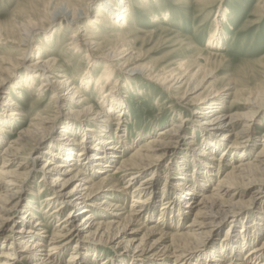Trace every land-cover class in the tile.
<instances>
[{"label":"bare ground","instance_id":"obj_1","mask_svg":"<svg viewBox=\"0 0 264 264\" xmlns=\"http://www.w3.org/2000/svg\"><path fill=\"white\" fill-rule=\"evenodd\" d=\"M125 1L32 0L20 9L19 14L29 15L18 23L19 27L10 23L0 28L1 39L18 48L14 51L18 59H10L11 65L18 60L30 61L35 51H43L42 45L38 49L33 47L43 32L42 24L51 27L60 21L75 26L62 49L74 54L85 52L83 59L87 60V67L81 71L78 84L84 92L93 91L100 98L95 106L90 105L77 83L66 73H59L63 67L55 59L40 61L37 57V61L32 60L26 67L22 65L26 73L13 89L29 90L38 78L41 81L36 88L37 98L48 92L50 98L45 108L33 115L27 129L20 130L17 138L0 149V230L9 226L0 241V264H27L30 260L32 264H59L58 255L72 243V250L79 253L71 252L64 264H78L83 250L80 264H90L98 260V250L104 248L116 254L122 248L125 253L115 260L102 259L99 264H264V200L259 202L264 194V131L259 136L260 149L249 159L257 143L254 125L256 116L264 110V98L260 101L247 96L237 104L248 111L233 113L225 101L230 96L229 90L234 92V89L209 88L206 84L211 77L210 68L197 59L182 58L161 68H128L129 59L138 50L135 41H130L136 30L128 27L129 10L124 7ZM96 5L93 17L92 9ZM107 22L119 32L116 42L109 43L107 38L98 39L87 33ZM88 25L85 35L78 34L79 29ZM219 30L217 27L210 33L209 46L221 44ZM99 60L103 62L101 71L94 76L92 69ZM134 76L177 96L186 108L194 110L191 117L182 119L177 115L175 122L155 137L144 140L142 145L137 144L145 137L144 132L135 133V139L128 141L124 128L126 103L121 90L124 87L128 92L136 90L131 83ZM2 89L0 95L4 94ZM51 108L62 113L67 121L59 138L50 141L46 150L32 159V151L47 140L45 132L51 122ZM24 116L18 102L9 98L3 101L0 145L6 142L3 135H11L9 128H14ZM198 130L202 141L197 143ZM218 134L221 137L216 139ZM180 146L185 149L177 152ZM169 156L173 159L166 177L178 170L179 179L169 187L163 186L160 218L153 222L154 174L162 158ZM115 159H119L117 165L105 171ZM39 161L43 164L38 168ZM12 162L16 163L14 168L6 170ZM188 162L191 173H186ZM153 168L150 177L141 180ZM37 173L41 174L40 182L52 191L40 186L37 195L43 191L49 194L38 208L32 198L19 217L17 211L23 196L35 195L33 190L22 192L23 186ZM122 178L127 181L124 186L118 184ZM59 184V190L53 189ZM128 195L131 200L129 210L125 211ZM100 196V200L94 201ZM258 202L260 205H256ZM52 204L56 207L46 212ZM175 207L177 226L187 219L190 221L184 231L170 233L158 225L162 222V227H168L174 223L170 215ZM39 209L44 211L41 221L37 216ZM65 209L69 210L68 215L48 230L44 220H55ZM139 216L145 219L140 222ZM240 216L243 224L236 231L238 224L233 223ZM228 217L232 219L231 225L220 240H212L211 236ZM17 224H21L19 229H15Z\"/></svg>","mask_w":264,"mask_h":264},{"label":"rangeland","instance_id":"obj_2","mask_svg":"<svg viewBox=\"0 0 264 264\" xmlns=\"http://www.w3.org/2000/svg\"><path fill=\"white\" fill-rule=\"evenodd\" d=\"M30 1L32 0H0V28L10 23L16 26L20 25L18 23H21L25 17L29 15L28 13L26 16L25 13L19 14L20 9L23 8V6L26 7L29 5ZM97 6L98 5L92 9V11L94 10L92 13L94 16L91 14L93 17L96 15ZM124 7L126 10H129L130 14H128V27H130L131 30H136V36L131 38V40L128 39L130 41H135L137 45L136 50H138L135 51L132 58L129 59L127 64L128 68L135 66L161 68L170 66L182 58L197 59L202 65L210 68L211 77L207 79L209 82L206 84L209 85V88L220 89L226 86L229 89H234V92L233 90H229L228 93H230V96L226 98L225 101V106L229 107L233 113H246L248 111L246 108L240 107L237 104L239 101V103H242V99L247 96L259 98L260 101L264 98V0H126ZM93 17L91 18L93 19ZM91 18L89 20H92ZM60 23L61 22L58 21L51 27L48 23L42 24L43 32L38 35L33 47L36 46L35 48L38 49V47L42 45L44 47L42 49L43 51H35L34 57L25 63L18 60L15 64H11L12 66L10 65V59H18V56L14 52L15 49L18 48L11 43H6L0 37V84L4 83V86L0 87L4 89H2L4 94L0 95V109L3 101L9 98L10 100L12 99L18 102L21 110H23L25 114V116L14 125V128H9L13 136L9 134L3 135L6 142L0 145V149H3L5 143H8L9 140L17 138V134L20 130L27 129V126L31 124L33 115L44 109L48 103L50 98L49 92L44 94L42 98H37L36 88L41 81L38 78L35 80L34 86L29 90H26L25 87L24 89L26 91H16L13 89V87L17 86L16 83L20 82L22 76L26 73L24 67L31 64L32 60L37 57L38 59L40 58V61L51 58L61 63L63 68L59 70V73L61 71L62 73H66L77 83V86H79L80 91L85 94L90 105L95 106L100 101L99 96L95 92H84L83 87L78 84L84 68L86 69L87 67V60L83 59L85 52L74 54L62 49L76 27H69L65 25V23ZM88 27L89 25L83 27V29H79L78 34L81 33L85 35V30ZM217 27L220 28L219 32L222 36V42L219 46L212 47L208 45V38L210 33L217 29ZM87 33H89V35L91 34V37L94 36L98 39L107 38V40L110 41L109 43L116 42V38L119 35V32L112 28L109 23H104L97 29H91ZM129 57L130 56H127L126 58ZM98 63V65H94L97 69L94 67L92 69L94 76L101 71L100 65H102L103 62L99 60ZM23 64L24 67L22 66ZM121 75L122 74H120L119 77L123 79L124 76ZM123 83L124 86L127 85L125 81ZM131 83L136 87L134 92H128L126 90L127 87L124 86L121 90V96H125L123 100L126 103L125 109L127 115L124 128L127 131L126 138L128 141L135 139V133L144 132L143 134L145 137L137 144L138 146L142 145L144 140L149 137H155L157 132L172 122H175L177 120L176 117L179 116V118L182 119L191 117L194 110L192 109L190 111L186 108L184 103L179 102L177 96L166 93L159 86L146 81L140 76L132 77ZM50 111L51 122L54 121L56 123L55 125L51 122L48 124L49 128L45 132L47 140L32 151L30 155L32 159L35 154L46 150L45 147L50 141L59 138L58 135L64 125L63 123L67 121L65 120V116L60 115L62 113H59L56 109L51 108ZM58 116L59 118H57ZM189 123L190 122H188V124ZM200 129L205 133V131L202 130L203 128ZM254 129L257 143L249 159L260 149L261 142L259 140L261 139H259V136L264 131V110L259 112L256 116ZM198 131L195 137L197 143L202 141L201 133ZM220 137L219 134L216 135V139ZM76 138L79 137L77 136ZM181 148L182 146L176 151L178 152ZM184 149L185 147H183L181 151ZM216 155H218V153ZM172 159L173 157L170 158V156L164 157L156 167V174H154L153 182V184L156 185V191L152 200L156 210L154 212L155 216L153 215V222L158 221V218H160L158 210L161 208L160 201L163 199L161 192L163 186L168 185L167 187H169L173 182L179 179L178 170H174L175 174L171 171L173 175L169 173L170 176L166 177V172H169L167 170L171 168L170 164ZM118 160L119 159H115L114 164H111L105 171H111L114 166L117 165ZM17 161H19V159ZM15 164L16 163L13 162L10 163V166H8L6 170H12ZM42 164L43 162L39 161L37 167L39 168ZM185 169L186 173H191L190 171H192V168L189 162L185 164ZM153 170L154 168L145 173L141 180L150 177ZM100 175L101 174H98V177H100ZM40 176V173L33 174L24 184L22 192L28 193L33 190L32 192L34 193L32 194L35 195L34 197L31 195L23 196L24 199L17 211L19 217L23 215L21 211H25L26 203L32 198H34L32 203H35V206L38 208L43 197L49 194L48 191H43L38 195L36 194L38 188L45 185L44 182H40ZM165 181H167V184ZM118 182L120 186H124L127 181L122 178ZM60 184L53 189L59 190ZM45 188L46 190L50 189L52 191L47 184L44 186V190ZM126 197L124 210L128 211L131 197L130 195ZM261 198L262 199L259 201L260 204L261 201L264 200V194ZM100 199L101 196L94 201L97 202ZM185 202L186 201L182 202V206L185 205ZM259 202L256 203V205L259 204ZM54 207H56V204H52L46 208V212L53 210ZM68 211V209H65L60 212L55 220H44V224L46 223L49 227L48 230H52L54 228L53 225L67 216ZM78 211H80V208ZM176 212L177 207L173 209L170 215L174 221L171 226L168 225L167 227L163 225L162 227V222L158 226L164 230L167 229L170 233L184 231L186 224L190 220L187 219L181 223L182 225L178 224L177 226L179 221ZM43 213L44 211L39 209L37 216L40 218V221L43 220ZM189 218L191 219V217ZM139 219L140 222H142L145 218L139 216ZM241 219L242 216L235 219V221L233 220V224H238L236 231H239V226L243 224ZM230 220L232 219L228 217L229 222L227 221L224 223L219 230L211 236L212 240H220L225 229L231 225L232 222H230ZM8 227L9 226H6L0 230V241L3 240V236L6 234ZM20 227L21 224H17L15 229H19ZM73 245L74 243L70 244L58 255L59 264H64L71 252L79 253V250H72L74 247ZM119 251L118 254H116L107 248L99 249L97 253L99 256L98 260L90 264H99L100 260L105 258L112 260H115V258L118 259L117 257H121V255L125 253L122 248L119 249ZM81 252L82 254L80 255L78 264L82 262V258L85 254L84 250L80 251V253ZM30 261H28L27 264H32L29 263Z\"/></svg>","mask_w":264,"mask_h":264}]
</instances>
